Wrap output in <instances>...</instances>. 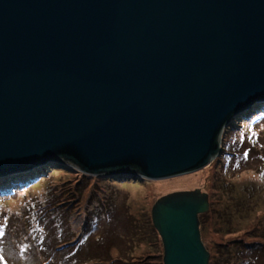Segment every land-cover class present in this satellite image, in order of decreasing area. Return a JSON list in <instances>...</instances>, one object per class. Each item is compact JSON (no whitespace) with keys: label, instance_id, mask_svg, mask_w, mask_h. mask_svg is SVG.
Instances as JSON below:
<instances>
[{"label":"water","instance_id":"obj_1","mask_svg":"<svg viewBox=\"0 0 264 264\" xmlns=\"http://www.w3.org/2000/svg\"><path fill=\"white\" fill-rule=\"evenodd\" d=\"M264 101V0H0V176L47 161L158 180ZM201 188L152 206L163 264H209Z\"/></svg>","mask_w":264,"mask_h":264},{"label":"rangeland","instance_id":"obj_2","mask_svg":"<svg viewBox=\"0 0 264 264\" xmlns=\"http://www.w3.org/2000/svg\"><path fill=\"white\" fill-rule=\"evenodd\" d=\"M254 109L233 117L216 159L187 174L85 180L52 161L2 174L0 264H163L152 206L195 188L210 197L200 226L209 264H264V101Z\"/></svg>","mask_w":264,"mask_h":264},{"label":"trees","instance_id":"obj_3","mask_svg":"<svg viewBox=\"0 0 264 264\" xmlns=\"http://www.w3.org/2000/svg\"><path fill=\"white\" fill-rule=\"evenodd\" d=\"M253 110H255V109H253ZM228 154V153H227ZM235 153H233V155H234ZM82 176H85L84 178H85V180L88 178V175H85V174H83ZM68 210V209H67ZM200 220H201V223H203L204 222V214L202 215H200ZM241 246V245H240ZM246 246V247H245ZM65 247V246H64ZM63 247V248H64ZM245 247V248H244ZM241 250H244L246 253H249V254H251L254 250H256L255 249V247H253L252 245H251V247H249V246H247L246 244H244L243 245V247L241 248ZM255 252V251H254ZM52 257H53V254H52ZM50 261L51 260H49L48 261V263H46V264H50ZM150 262H148V264H149Z\"/></svg>","mask_w":264,"mask_h":264}]
</instances>
